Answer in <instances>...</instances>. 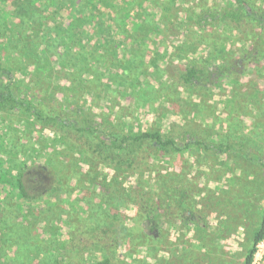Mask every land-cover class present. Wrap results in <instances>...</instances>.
<instances>
[{"label":"rangeland","instance_id":"rangeland-1","mask_svg":"<svg viewBox=\"0 0 264 264\" xmlns=\"http://www.w3.org/2000/svg\"><path fill=\"white\" fill-rule=\"evenodd\" d=\"M234 2L127 0L114 9L117 16L109 13V17L116 18L117 30L103 27L98 35L105 43L97 47L105 50L98 53L96 47L93 52L79 56L83 64L82 59L88 58L91 70L85 69L81 75L73 71L79 50L74 47L72 55L68 54L66 59L69 65L55 66L53 71L46 66L39 74L36 71L39 64L34 66L29 61L16 66L18 91L48 115L69 113L66 102L75 100L100 119L108 131L165 133L171 126L179 131L183 128L202 133L212 141L226 142V137L230 136L232 141L246 145L228 154L192 147L172 157L171 163L168 158H161L148 169L120 175L117 187L123 201L117 204L121 212L116 215L107 216L109 212L101 197H93V202L101 205V212L97 214L104 218V223H112L115 228L111 230L121 237L116 239L118 245L113 253L117 264H244L252 247V233L264 208V27L251 18L243 20L238 28L229 23L224 27L211 22L201 27L203 25L197 23L201 10H209L214 5L224 11L232 8ZM246 2L252 10L264 11V0ZM113 5L115 3L112 8ZM66 6V9L71 8L69 3ZM59 14L56 18H60ZM133 24L139 26L133 28ZM2 30L0 26V32ZM107 30L115 31L108 39ZM19 35V31L16 32V36ZM53 43L51 52L55 50ZM2 48V56L8 60L18 62L17 57H22L13 52L12 41L2 44ZM45 62L46 59L40 66ZM190 64L213 68L217 82L213 83L212 79L203 81L200 86H186L181 75ZM94 72L103 74L102 85L95 78L88 87L84 81ZM7 118L16 126L27 123L34 137L39 135V139L35 137L36 144L24 153L22 162L33 166L46 162L44 170L33 168L29 173L30 192H44L39 203L41 219L48 218V229L66 239L68 223L76 221L86 207L81 201L79 186L74 190L67 187L64 175L57 181L50 168L52 160L54 164L66 162L73 154L68 156L66 150H59L61 137L59 139L57 133L27 113L10 116L0 113V133ZM248 155H255L257 161L253 163ZM95 165L94 173L105 179L104 187L108 192L110 181L106 177L114 178L115 173L106 166ZM234 177L243 178L244 185H240L244 192L248 188L245 195L233 188ZM170 183L174 185L175 194L181 193L180 188L183 194L189 193L181 203L182 214L186 218L189 211L193 212L194 221L182 223L175 219V205L166 200L171 195L167 191ZM53 184L59 187L57 192L51 187ZM152 193L162 195V204L168 209L165 219L161 218L160 228L155 233L150 231L152 226L143 228L128 249L124 241L127 235L121 226H130V219L137 214L135 200L139 195L145 194L143 197L148 198ZM109 234L102 235L108 240ZM101 250L96 247L93 254L102 257ZM255 258L256 255L253 262Z\"/></svg>","mask_w":264,"mask_h":264},{"label":"trees","instance_id":"trees-1","mask_svg":"<svg viewBox=\"0 0 264 264\" xmlns=\"http://www.w3.org/2000/svg\"><path fill=\"white\" fill-rule=\"evenodd\" d=\"M78 1L0 0V26L3 27L0 32V40L3 41L0 42V113L8 116L27 113L39 124L57 133L59 139L61 137L59 150H66L68 156L73 155H70L66 162L54 164L52 160L50 168L53 170L52 175L57 181H60V177L64 175L66 186L73 190L78 189L79 186L81 201L86 207L76 221L68 223L65 230L66 239H63V236L59 238L58 232L48 229L46 226L48 218L41 219L39 208L44 192L38 191L32 194L30 192L32 186L28 184L32 169L44 170V167L47 168L46 162L39 166L22 162L25 158L24 153L36 144L34 140L35 137L39 139V135L34 137L27 123L22 127L16 126L13 120L7 118L5 127L0 133V264H117L113 253L118 245L116 239L121 237L116 231L111 230L115 228L112 223L111 226L104 223V218L99 215L101 205L99 207V204H95L93 197L95 199L101 197L106 211L109 212L107 216L111 213L116 215L121 212L117 204L123 201L118 195L117 187L120 175H127L134 170L148 169L161 158H168V162L171 163L172 157L192 147L215 154H228L246 146L243 142L232 141L230 136L226 137L228 139L226 142L212 141L204 138L202 133L198 134L183 128L179 131L171 126L165 133L126 132L123 129L108 131L106 130L108 127L100 119L75 100L66 102L70 111L69 113L65 111L64 113L67 114L63 116L48 115L37 108L32 101L26 100L22 92L18 91L19 79L16 70L18 63L25 65L29 61L34 66L39 64L36 70L39 74L46 66L53 71L55 66L69 65L66 61L68 54L71 56L74 48H79L78 55L76 51L73 71L81 75L85 69L91 70L88 58L82 59L85 61L83 64L79 62V56L88 51L93 52L97 46H104L101 43L105 42L98 38L103 27L117 30L116 18L109 17V13L114 12L117 16L114 9L118 8L119 3L127 2V0H83L81 4H77ZM234 1L232 8L224 11L214 5L209 10H201L197 23L202 24L201 27L211 22L218 27L230 24L233 28H238L243 20L251 18L264 27V11L252 10L246 0ZM68 3L71 5L70 9H66ZM112 3H115L113 8ZM58 13L60 18H56ZM107 20L111 25H108ZM138 26L132 25L133 28ZM18 31L20 35L16 36ZM114 33L115 31L107 30L106 39L111 38ZM8 41L14 44L13 52L22 56L17 57L18 62L2 56L4 53L2 44ZM52 43L55 50L51 52ZM97 49L98 53L105 50L98 47ZM44 59L46 64L40 66ZM98 64L100 65L97 62ZM93 67L98 68L96 65ZM125 72L126 69L123 73ZM21 73L25 74V72ZM214 73L213 68L190 64L185 66L181 79L186 86H200L206 80L213 79V83L217 82L214 80ZM95 78H98L102 85L103 74L100 72L92 73L84 83L88 86ZM256 123L257 120H253L254 131ZM10 156L18 162L14 163ZM86 156L92 158V161L87 160ZM248 159L253 163L257 161L255 155H248ZM95 164L106 166L115 173L114 178L106 177V180L110 181L108 192L104 187L105 179H100L94 173L97 168ZM64 170L67 173L64 174L62 172ZM85 177L87 180L84 179ZM233 180V188L239 189L240 195H245L248 188H245L246 192L243 191L241 187L243 178L234 177ZM54 185L51 187L57 192L59 187H53ZM173 186L172 183L169 184L167 191L171 195L166 200L175 205V219L182 223L194 221L196 214L193 212L189 211L186 218L182 214L184 208L181 203L185 202L184 196H188L189 193L183 194V188H180L181 193L175 194ZM151 195L148 198L143 197L146 196L145 194L139 195L135 200L137 214L130 219V226H121L127 235L124 241L128 249L134 245L143 228L148 229L147 226H152L150 231L155 233L160 228L161 218L165 219L168 209L164 203L162 204V195H153V193ZM116 197H118L117 201ZM90 198L92 201L88 200ZM168 206L170 207L169 202ZM170 210L172 211L171 207ZM260 213V221L251 237L252 247L245 256L244 264L252 263L256 246L264 237V208ZM109 232V239L106 240L102 234L108 235ZM96 247L102 248L104 256L98 258L93 254Z\"/></svg>","mask_w":264,"mask_h":264},{"label":"built area","instance_id":"built-area-1","mask_svg":"<svg viewBox=\"0 0 264 264\" xmlns=\"http://www.w3.org/2000/svg\"><path fill=\"white\" fill-rule=\"evenodd\" d=\"M256 249H257V252H256V254H254V255H256V258H255V260H254V262H253V264H261V262H262V260H263V257H264V237H263V239L257 244V246H256ZM257 255H260L259 256V258H257ZM252 264V263H251Z\"/></svg>","mask_w":264,"mask_h":264}]
</instances>
